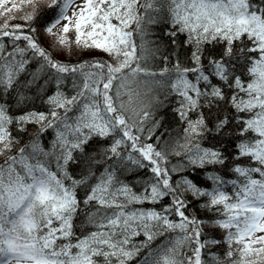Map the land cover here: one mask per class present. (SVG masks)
<instances>
[{
    "label": "snow or ice",
    "instance_id": "6c2138e0",
    "mask_svg": "<svg viewBox=\"0 0 264 264\" xmlns=\"http://www.w3.org/2000/svg\"><path fill=\"white\" fill-rule=\"evenodd\" d=\"M41 5L53 12V47L108 59L54 60L35 28L25 32ZM0 17V264H264V0H0ZM161 19L163 46L150 31ZM29 51L44 63L25 79ZM45 68L56 84L48 110H26ZM170 97L184 127L160 147L155 113ZM94 139L111 143L91 155ZM113 159L151 173L140 191L112 164L97 175ZM189 169L205 170L210 187ZM193 201L212 216L189 213ZM81 215L91 230L77 231Z\"/></svg>",
    "mask_w": 264,
    "mask_h": 264
},
{
    "label": "trees",
    "instance_id": "16d2710c",
    "mask_svg": "<svg viewBox=\"0 0 264 264\" xmlns=\"http://www.w3.org/2000/svg\"><path fill=\"white\" fill-rule=\"evenodd\" d=\"M24 11H30L29 8H25ZM17 17L22 15V13L17 12L15 13ZM53 18V12L49 11L46 7V5H41L36 19L30 22V24H27L25 26V32H27L29 27H33L36 29V32L34 35L36 36L39 44L45 48L48 52L51 53L52 58L58 62L61 63H67V64H78L83 61H92V60H107L108 56L98 50H80L75 47V45L72 46L71 50L68 49H61L59 47H53V38L45 34V27L47 24L51 21ZM5 22V17H0V25H2ZM10 24H25V22L22 19H14L10 21ZM167 25L163 22V19H161L158 23L153 24L150 26V31L154 34L151 38L152 39H159L161 41L162 46L166 45L167 43V37L164 36V31L166 30ZM69 36L74 39V36L72 33L69 34ZM181 39L183 37L181 36ZM137 41L139 42V38H137ZM4 43L7 46L8 51L12 50V44L11 42L5 38ZM21 47L25 45L26 42L23 40L18 42ZM27 57L29 59V64L27 66V72L22 74L23 78L30 79L33 73H36L38 69H40L41 65L44 63V61L36 56L33 57L32 53L29 51L27 53ZM155 67L158 69L160 67H163V62L161 60H156L154 62ZM40 75V85L41 89H37L33 87V89L28 92V95L30 96V100L25 105L26 110H35V111H44L47 112L48 105L44 102L49 95H54L56 91V84L54 80V70L47 69L43 72L39 73ZM62 90L65 91L67 94H72V77L68 76L65 78V83L62 86ZM161 99H163V94H161ZM7 99V97H5ZM175 107V98L170 97L167 101H165V106L157 108L155 113V118L161 121V126L156 129L155 135L153 137V140L150 142L156 143L155 137L160 136L161 139L159 141V146L164 147L165 145L171 146L173 142L182 134V129L184 125L180 122L179 118L176 116L175 112L173 111V108ZM146 129L148 127H151V122L145 125ZM145 135H147V132H145ZM55 137V130L54 129H48L43 136L41 137V144L50 147L51 143ZM24 142H27V137L25 136ZM111 143L110 139L106 140H98L94 139L90 146H89V152L91 155H97V153H100L103 151L104 148H106ZM95 150V151H93ZM229 151H232L231 146L229 145ZM170 164L169 167H171L174 164H177L180 162L179 157L172 156L169 158ZM3 157H0V162H2ZM244 163H247V161H244ZM108 164L114 165L117 170V176L118 178L130 185L134 191H140L143 187V181L147 179L151 173L147 169H139L131 165H127L125 167L120 166V164L115 160L104 162L101 161L100 165L97 167L99 168V171L97 172V175L100 174V172L103 171L104 167H107ZM82 167V166H81ZM95 170V169H94ZM73 171L75 173H79L80 167H73ZM222 173L226 172V179H235V176L227 169H222ZM184 175H188L191 179H193L198 185L203 187H210V182L206 181V171L201 169H189L187 172L183 173ZM174 179H179V175L174 174ZM228 190H231V186H228ZM80 196L82 197L84 195L83 189L80 191ZM169 201L165 200L163 203L167 204ZM134 207H144L148 208L151 207V205L145 204V205H135ZM189 213H194L197 216H199L202 219H207L208 217L212 216L211 213H207L203 208L200 207V202L193 201L192 206L189 208ZM76 229L78 232L80 231H89L91 228L89 226H86L84 224V218L83 215H81L76 221ZM175 235V234H171ZM216 237H222L223 233L220 231H217L214 233ZM144 239L143 236H139L134 238V243H139ZM168 237H159L154 242V247L156 245H159L163 243ZM226 248V245L223 243L218 246L215 251L218 253H222ZM144 253L141 254L143 256ZM132 264H140V258H137V260L133 261Z\"/></svg>",
    "mask_w": 264,
    "mask_h": 264
},
{
    "label": "rangeland",
    "instance_id": "374dc122",
    "mask_svg": "<svg viewBox=\"0 0 264 264\" xmlns=\"http://www.w3.org/2000/svg\"><path fill=\"white\" fill-rule=\"evenodd\" d=\"M17 2H19V0H17ZM70 14V13H69Z\"/></svg>",
    "mask_w": 264,
    "mask_h": 264
}]
</instances>
